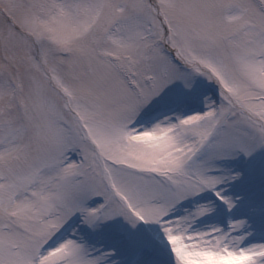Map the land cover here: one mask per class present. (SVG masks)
Here are the masks:
<instances>
[{"label":"snow or ice","instance_id":"obj_1","mask_svg":"<svg viewBox=\"0 0 264 264\" xmlns=\"http://www.w3.org/2000/svg\"><path fill=\"white\" fill-rule=\"evenodd\" d=\"M0 264H264V0H0Z\"/></svg>","mask_w":264,"mask_h":264}]
</instances>
